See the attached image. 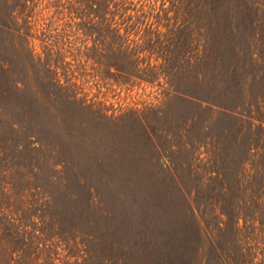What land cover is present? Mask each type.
<instances>
[{
    "label": "rangeland",
    "instance_id": "374dc122",
    "mask_svg": "<svg viewBox=\"0 0 264 264\" xmlns=\"http://www.w3.org/2000/svg\"><path fill=\"white\" fill-rule=\"evenodd\" d=\"M23 1L0 264H264V0H207L179 81L160 66L181 0Z\"/></svg>",
    "mask_w": 264,
    "mask_h": 264
},
{
    "label": "trees",
    "instance_id": "16d2710c",
    "mask_svg": "<svg viewBox=\"0 0 264 264\" xmlns=\"http://www.w3.org/2000/svg\"><path fill=\"white\" fill-rule=\"evenodd\" d=\"M30 1L32 2V0ZM18 6L21 7L20 10H18L17 8ZM180 6L184 9V14L187 17H184V19L177 25L176 31L173 29L171 30L172 36L169 37L170 43L165 48V51L167 50L168 52L164 58V62L160 66L162 68V71H164L165 75L168 76L169 80L171 81L173 78H176L179 81L181 79V76L185 72L183 71L184 68L185 67L189 68L190 66L193 65V64L191 65L189 57H185V54L189 50V44L193 41V38L195 40L202 38L203 40L206 41L204 37L205 36L204 31L201 32L202 26H199V20L202 19L204 13L207 16H209L210 13L207 0H183V2L181 0ZM26 7H28V5H26L25 1L23 0H0V75H2V72L7 73L6 79L3 78V76L0 77V136L3 137L5 136V139L9 143L14 142L17 139L16 135H19L20 132H23L24 125L27 124L25 123L24 120H20L18 118L17 115L20 114L16 115L9 108V105L14 104L13 98L15 94H17L20 91H23L24 89H21V87L19 86L20 81L14 77L13 72L11 70V66L7 68L3 67L5 62H7L6 60L7 58L6 56H3L2 48L3 46H9V44L11 48L16 46L14 44L15 40L18 41V43L21 42L22 46L23 43L27 41L28 34L25 28L27 29L29 27L28 26L29 21L27 19V15L26 14L24 15ZM203 10L204 13L202 14ZM19 20H21V22ZM177 21L178 20H176L175 24H177ZM208 46L209 44L206 41V43L203 45V53H205V48H207ZM29 56H30V60L32 61L33 57L31 55ZM202 59H206L203 61V64L208 63V58L205 54L202 55ZM172 70H175L174 73H172ZM262 82H264V74L263 76H261V83ZM175 94H177V90ZM260 97L262 96H260L259 94L258 97L256 98V108H257V112H261L262 114H264V112L262 111L263 108L260 104V101L262 100ZM65 99L70 103L72 102L76 104V101H72L73 100L72 97L66 96ZM247 106L248 109H251L249 107V103ZM14 109L16 108L14 107ZM230 114L234 116L235 113L231 112ZM241 116L243 115L241 114ZM257 120L259 122L257 126L254 125L251 119L248 120L249 122L247 125V130L251 136L253 134L252 130L253 128H255L254 131L259 134L260 140L263 143L262 148L264 149V137H263L264 116L262 115L259 117L257 116ZM240 128L242 130L243 128L242 124ZM27 136L28 135H26V137ZM16 144L17 143H15V146ZM255 155H253L254 156L252 159L253 163L251 162V166H250L251 170H253L251 179L252 181L256 180L257 182L259 180V183H262L264 182V151L262 154L258 155V157L257 156L255 157ZM248 177L246 179V182L249 184L250 182L248 180ZM89 190H91V187ZM133 257L134 256L132 254V260ZM175 257L176 256H168L166 263L174 264V262L171 261V259L172 258L175 259ZM158 261L159 260H156L154 264H158ZM147 264H151V262ZM180 264L183 263L180 262Z\"/></svg>",
    "mask_w": 264,
    "mask_h": 264
}]
</instances>
